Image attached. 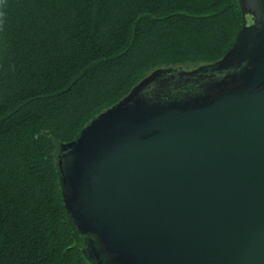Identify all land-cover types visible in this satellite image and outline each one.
<instances>
[{"label": "trees", "instance_id": "1", "mask_svg": "<svg viewBox=\"0 0 264 264\" xmlns=\"http://www.w3.org/2000/svg\"><path fill=\"white\" fill-rule=\"evenodd\" d=\"M240 0H0V264H91L60 143L159 67L218 61Z\"/></svg>", "mask_w": 264, "mask_h": 264}, {"label": "water", "instance_id": "2", "mask_svg": "<svg viewBox=\"0 0 264 264\" xmlns=\"http://www.w3.org/2000/svg\"><path fill=\"white\" fill-rule=\"evenodd\" d=\"M177 71L153 70L60 143L72 220L82 233L96 219L118 233L120 246L103 255L110 264H264V58L233 92L216 85L173 104L141 94ZM67 150L78 163L89 156L74 183Z\"/></svg>", "mask_w": 264, "mask_h": 264}, {"label": "flooded vegetation", "instance_id": "3", "mask_svg": "<svg viewBox=\"0 0 264 264\" xmlns=\"http://www.w3.org/2000/svg\"><path fill=\"white\" fill-rule=\"evenodd\" d=\"M240 3L243 12L241 26L243 30L239 39H236L226 53L228 57L225 62H219L224 55L218 61L206 63L213 64L207 69L194 71L203 64L175 67L181 71L166 74L162 78L152 81L141 91V94L151 96V92L158 91L161 99L167 100L168 104H173L174 101L185 100L189 96L201 99L200 94L205 95L209 87L225 84V92H233L240 85L250 82L264 58V0H240ZM259 80L258 90L264 86V79L259 77ZM170 106L168 105V107ZM75 152L76 150L69 154V150H67L64 154L69 156L65 160V170L71 183L77 182L81 178L84 161H87L89 157L88 154L84 155L87 158H82V163H78L76 155H73ZM87 226L89 230L84 233L78 230L87 257L91 262L96 259L97 264H110L107 258L103 259V255L110 252L111 248L120 246L118 243L121 239L118 233L109 224L99 219L92 221L91 227Z\"/></svg>", "mask_w": 264, "mask_h": 264}, {"label": "rangeland", "instance_id": "4", "mask_svg": "<svg viewBox=\"0 0 264 264\" xmlns=\"http://www.w3.org/2000/svg\"><path fill=\"white\" fill-rule=\"evenodd\" d=\"M195 64H193V63H190L187 67H189V66H194Z\"/></svg>", "mask_w": 264, "mask_h": 264}, {"label": "bare ground", "instance_id": "5", "mask_svg": "<svg viewBox=\"0 0 264 264\" xmlns=\"http://www.w3.org/2000/svg\"><path fill=\"white\" fill-rule=\"evenodd\" d=\"M158 92V91H157Z\"/></svg>", "mask_w": 264, "mask_h": 264}]
</instances>
